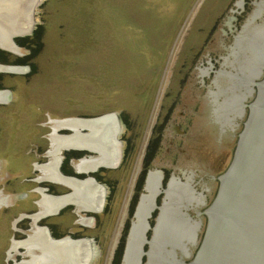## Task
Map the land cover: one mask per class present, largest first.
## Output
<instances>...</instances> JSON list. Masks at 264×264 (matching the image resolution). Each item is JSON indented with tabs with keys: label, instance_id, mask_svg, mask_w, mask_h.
Instances as JSON below:
<instances>
[{
	"label": "rangeland",
	"instance_id": "1",
	"mask_svg": "<svg viewBox=\"0 0 264 264\" xmlns=\"http://www.w3.org/2000/svg\"><path fill=\"white\" fill-rule=\"evenodd\" d=\"M35 1L34 23L29 32L14 34L16 37L32 35L31 43L22 47L14 39L17 51L9 53L0 49L8 57L1 62V67L8 68L0 69V91L3 96L13 94L10 102L0 103V159L10 160L9 171L0 182L5 183L7 192L21 190L17 197L21 199L24 198L22 193L32 185L18 180L35 178L37 181L41 177L39 181H45L40 171L31 172L32 166L44 162L45 167H49L56 163L50 160V152L63 150L52 144L50 120H88L115 115L119 131L116 135L112 131L110 137L113 135L114 140H119L121 160L118 167L110 166L114 169L96 173L103 179L101 182L106 183L107 191L111 190L106 195L104 209L95 212L93 229L88 231L94 235L96 245L92 264H107L121 243L124 225L128 224L125 247L117 252L121 254L118 264H122L133 222L134 213L132 216L130 213L135 210L137 201L134 200L130 211L131 194L138 176L132 179L136 166L139 171H160L161 179L173 176V179L192 185L203 178H217L220 173L216 166L218 157L227 155L226 165L232 160L248 107H244L237 133L225 140H216L210 135L203 108L209 86L232 45L226 21L237 0ZM8 17L5 22L0 20V27L9 33L7 40L10 42L12 24ZM35 31L42 35L34 37ZM16 57L18 63L13 62ZM263 69V77L254 82L263 81ZM6 70H13V73ZM253 86L255 96L256 85ZM163 119L177 124V129L185 135L171 139L170 133L164 131L168 124ZM67 129L58 127L55 137L63 139L74 135ZM80 131L78 134L89 132L85 128ZM81 151H84L82 157L98 156L88 149ZM71 153L74 152H63L61 169L64 166L75 169L77 161L69 155ZM7 173L11 174L8 179ZM49 181H45L51 186L46 195L74 191L67 184ZM112 192L117 194L111 201ZM3 195L0 264H6V250L13 237L20 241L27 235L32 236L36 233L34 225L40 226L42 222L40 218L38 222L35 218L20 221L18 212L32 217L43 211L39 205H31L30 198L18 200L17 208L13 207L15 200ZM163 197H158V207ZM6 198L7 205L3 202ZM10 203L14 204L9 207ZM121 214L123 224L122 218L119 223ZM149 217L146 220L150 228L144 233L146 242L151 240L157 222L156 218ZM69 218L65 214L53 215L44 222L64 228L66 232L67 226L72 224ZM115 234L118 239L114 238ZM109 246L112 252L108 251ZM83 248L84 254H88ZM23 252H14V260H24Z\"/></svg>",
	"mask_w": 264,
	"mask_h": 264
},
{
	"label": "water",
	"instance_id": "2",
	"mask_svg": "<svg viewBox=\"0 0 264 264\" xmlns=\"http://www.w3.org/2000/svg\"><path fill=\"white\" fill-rule=\"evenodd\" d=\"M226 24L232 45L209 86L203 108L206 128L214 139L225 140L237 133L247 106L243 98L247 95L244 102H249L254 92L247 93L248 88L258 86L233 162L216 198L217 178H203L192 185L171 179L162 190L161 172H149L122 264H264V79L254 82L263 77L264 0H237ZM215 115L222 125L214 121ZM163 191L169 197L159 207L163 215L153 228V238L146 242V218Z\"/></svg>",
	"mask_w": 264,
	"mask_h": 264
},
{
	"label": "flooded vegetation",
	"instance_id": "3",
	"mask_svg": "<svg viewBox=\"0 0 264 264\" xmlns=\"http://www.w3.org/2000/svg\"><path fill=\"white\" fill-rule=\"evenodd\" d=\"M233 19H234V17L231 18V21ZM33 23H34V21H33ZM8 36H9V34H8ZM26 37H28V36H26ZM4 38L7 39L6 37H4ZM20 38H25V36L14 37L13 41H14V39L17 40ZM7 41L9 44L10 43L12 44L11 49L2 47L1 45H0V47H2L4 49L12 50V52L18 50L17 46L15 45V41H14V44L12 43L11 39H10V42H9V39ZM6 57H7V55L4 54L0 50V63L3 62L4 59L6 60ZM18 60L19 59L16 57V58H14L13 62L18 63ZM263 63H264V61H263ZM25 65H27V64H25ZM263 67H264V64H263ZM0 69H2V68L0 67ZM260 72H262V70H260ZM254 87L255 86H253L252 88H248L247 93H250L253 95ZM257 92H258V86H256L254 98H256ZM246 97H247V95H245V97L243 98L242 103H244V101L246 100ZM254 98H252V100H250L249 103L246 104L248 106V113H247V116L245 117V121L243 122V128H244L245 122L247 121V119L249 117V113H250L249 104L254 102L253 101V100H255ZM7 99H8V94L3 96L2 92H0V102L3 100H7ZM180 114L182 116H184L182 113H180ZM243 115H244V110H243V114L240 115V117H242ZM104 116L108 117L109 119H113V120L115 119L118 123V119L116 118L115 115H103V116H100L97 118H91L88 120H80V119H78V120L70 119V120H61V121L60 120H54V121L50 120V124L52 125V130H53L51 138L54 139V142L52 141V144L54 146H56L57 149L63 148V150L58 149L55 152L51 151L50 152V156H51L50 160L51 161L55 160L56 163H51V165L47 168L45 167L44 162H42L40 164L37 163V165H36L37 170L42 173V178L45 181L51 180L52 182H55V183H62V184H67V185L70 184L74 187H77L76 184H81V183L83 185L85 184L84 186L81 187V192L77 195V197H79L81 199V202H79L80 205L73 203L77 200V197L74 194L72 195V197H69V196L65 197L69 193H64V194L59 193L61 195L50 193L49 194L50 197H48V199L45 198L40 203L42 208L45 207L46 209H48L47 214H45V215H42V213H39L36 215L31 214L33 216L29 217L28 215L25 214V212L23 214L18 213L17 215H21L20 221H22L23 219H29L32 221V219H34V218L35 219L40 218L42 222L40 223V226L38 224H37V226L34 225L36 233L33 234L32 236L28 237V235H27L26 237H28V238L25 237L24 240H20V241L15 240L16 238L13 237L12 242H11V246L7 251V258L8 259H7L6 264H11L12 262H15V264H92V258H93V254L95 253L96 245H95V241H94L95 238L92 237L94 235L90 234L88 229H93L94 222L96 220L95 219L96 218L95 212L101 211L102 208L104 209L105 201L108 200V197L106 195L108 194V191L111 190V189H109L107 191V187L104 185L106 183H102L100 180L102 178L100 177V175L98 176L96 173H101V172H99V170H102V169H107V170L108 169H114V167H110V166H115V167L117 166L118 167L120 160H121L120 148L117 151L118 156L116 157V159H113V155H112L113 153L111 150V149H113V146H114L113 145L114 137H112V136L110 137L111 134L108 132V126L114 132V130H113L114 122L113 121L111 122L110 120H106V119H104L100 122L99 120L103 119ZM213 117H214V115H213ZM162 121H165L164 123L168 124V127H166L164 129V131H167L170 133L171 139L175 138L176 136L183 137L185 135V132L179 131L177 129L178 128L177 124L174 123V125H173L172 123H169V120L166 122L165 119H163ZM214 121L217 122L219 124V126L222 125V120L219 116L215 115ZM104 124L107 125L106 131H100L98 133V125H104ZM58 127H67L68 128L67 131H70V132L72 131L74 133V135L62 137L63 139L55 137L58 135V131H57ZM80 128L81 129L82 128L88 129L89 132L85 133V134H82V133L78 134L79 132H81ZM236 128H231V129L233 131H235ZM242 131H243V129L238 134V139L236 142L235 150L233 152L232 160H230V162L226 165L225 161L227 159V155H222L221 157H218V159H216L217 170H218V173L219 172L220 173L217 176L218 189H217L215 198L220 191L221 179L227 173V171L229 170V168L233 162L235 152H236V147H237V144H238V141H239V138H240ZM103 134L105 135V138H106L105 143L102 142L103 141ZM115 139H116V137H115ZM116 141L119 142V140H116ZM167 145L170 147L171 141L168 142ZM71 148L76 149V150H72ZM82 149H88L91 151V153L94 152V155L97 154L98 156L97 157H86V156L82 157L81 153L84 152V151H81ZM60 150H61V156H60V154H58ZM66 150H70V151L74 152V153H71L69 155H73L72 156L73 159L77 161L75 169H74V166H71V168H67V169H65V166H64V168L61 169L62 161L64 160L63 152ZM136 170H137V166H136L134 173L132 174V179L134 177H136V175H138V176L135 180V184L133 187V190H135V191L133 192V194H131L132 195L131 196L132 203L129 206L130 211H131L134 200L135 201L137 200L136 205L134 206L135 210L132 209L133 212L130 213L131 216L134 213L133 219H134V216H135L138 204H139L138 202L143 197V194L146 193L145 184H146V180H147V177L149 175V172H156L157 174L160 175L158 170L157 171H149V172L147 170V172H145V170L143 171L141 169L139 171V169H138L137 170L138 174L137 173L135 174ZM91 171H93V172H91ZM89 175H91V176H89ZM2 178L3 177L0 175V181ZM8 178H10V177H7L6 179H8ZM173 178H174L173 176L171 178H167L166 176H162V179L160 182V188L161 189L162 188L167 189L169 181ZM34 179L35 178H22L21 180H18V182L20 181L21 183L31 184L30 182L34 181ZM39 180H41V177L39 178ZM45 181H39V182L41 183L40 185H41L43 191L46 193L47 189L50 188L51 186L48 182H45ZM176 182H178V181L176 180ZM178 183H181V182H178ZM187 184H189V183H187ZM187 184H184V185H187ZM4 185H5V183L1 184V182H0V186H2V187H0V206L2 204L1 196L2 197L4 196L3 195L4 194L3 189H5ZM177 186H180V184H178ZM130 189H131V187L129 188L128 192L130 191ZM141 190H142V192H141ZM93 194L96 197H100L102 199L100 201V203L97 202V198H95L93 196ZM116 194L117 193L112 192L110 194L111 198L109 197V199L112 201L114 195H116ZM129 195H130V192H129ZM129 195L127 193V196H129ZM160 195L164 196L162 199L163 202L165 199L167 200L169 197L168 196L166 198L165 197L166 194L163 191L159 195H157V197L154 200V204L156 206L150 211V217L152 218V220H154L156 218L157 224H158V220H161V215H163L162 212L159 210V207H158V205H159L158 204V197ZM58 197H61L62 199L58 198ZM215 198H214V200H215ZM67 201H72V202L65 203ZM82 201H86V203L88 205L90 204V206H81ZM126 202H127V199L124 202L122 210L125 209V203ZM55 210H57V211L55 212ZM50 212H53V213H50ZM80 212H83V213L80 214ZM64 214L67 216V218H69L70 215L74 216L73 219H72V217L69 218V221H72V224L70 226H67L66 232H65L64 228H59L55 225H49V224H46L44 222L47 218H50V216H53V215L64 216ZM122 214H121V217L119 215V218H120L119 223H121ZM38 219H37V222H38ZM146 219H148V218H146ZM209 220L210 219L208 218L207 224H206L207 228H208ZM118 221H119V219H118ZM128 221H129V218H128ZM122 224H123V218H122ZM122 224H121V227H122ZM14 227H15V225H14ZM121 227H120L119 231L121 230ZM124 227H125V230L123 231V234H122L121 243L118 244L116 251L113 254L111 262L107 261V264H118V260H119L121 254H118L117 252L119 251V253H120L121 247L122 248L125 247V241H126L127 233L129 231L128 230L129 229L128 224L126 226L124 225ZM149 228H150V226H149ZM155 228H154V230H155ZM113 231H114V229H113ZM14 232H16V231L14 230ZM116 236H117V234H115L114 238H116ZM152 236H153V232H152L151 237ZM124 237H125V240H124ZM117 239H118V236H117ZM123 241H124V244L122 243ZM149 241H151V240H149ZM116 242H117V240H116ZM116 242H115V244H116ZM109 245L111 246V243H109ZM147 245L152 246L150 244H147ZM110 246L108 247V251L110 250ZM83 247H85V249H87L88 254H84V248ZM89 249H91V257H90V250ZM184 249H186V246H184ZM21 251H24L23 253H24V255H26L25 259L20 260V261L14 260L13 255L16 252L19 253ZM110 252H112V250H110ZM64 255H65V257L63 258ZM140 264H142V261Z\"/></svg>",
	"mask_w": 264,
	"mask_h": 264
},
{
	"label": "bare ground",
	"instance_id": "4",
	"mask_svg": "<svg viewBox=\"0 0 264 264\" xmlns=\"http://www.w3.org/2000/svg\"><path fill=\"white\" fill-rule=\"evenodd\" d=\"M35 0H0V20L1 22H5V18L8 17V19H10L11 21V26L9 28V31L12 34H16V33H24V32H29V27L32 26L33 24V15H32V8L35 7ZM28 6V7H27ZM25 12V13H24ZM3 19V20H2ZM1 26V23H0ZM4 28L0 27V45L2 47L5 48H10L12 47V44L8 43L7 39H5L4 37L7 38L8 34L6 32V30H3ZM4 31V32H3ZM6 32V33H5ZM18 48V47H17ZM110 120L111 122L113 121V130H114V134L116 135V133L119 131V126L117 121L114 119H109L108 117H103V119L99 120L100 122L102 120ZM106 124L104 125H98V133L100 131H106ZM108 132L111 133L112 130L109 128L108 126ZM113 137V135H112ZM114 140V139H113ZM106 138L105 135L103 134V141L105 143ZM114 148L111 149L113 155V159H116V157L118 156L117 151H118V146H119V142L114 140ZM100 203V202H99ZM146 223L148 225L149 228V224L148 221L146 220ZM146 234V233H145ZM65 257V255L63 256V258Z\"/></svg>",
	"mask_w": 264,
	"mask_h": 264
},
{
	"label": "crops",
	"instance_id": "5",
	"mask_svg": "<svg viewBox=\"0 0 264 264\" xmlns=\"http://www.w3.org/2000/svg\"><path fill=\"white\" fill-rule=\"evenodd\" d=\"M0 49H4V48H2V47H0ZM3 51V50H2ZM4 51H10V50H7V49H4ZM9 53H12L11 51L9 52ZM8 58V57H7ZM1 64L2 63H0V67H1ZM1 92V91H0ZM12 93H11V99L13 98L12 97ZM11 99L9 100V102L11 101ZM8 101V100H7ZM1 102H3V101H1ZM0 102V103H1ZM0 125H1V123H0ZM42 163V162H41ZM36 165H37V163H35L33 166H32V168H31V172H36V171H38L37 170V167H36ZM45 165V164H44ZM9 166H10V160H6V159H0V175L1 176H4L5 174H6V172H7V170H8V168H9ZM9 171V170H8ZM9 174V177L11 176V174L10 173H7V175ZM16 176H18V174H16ZM31 183V188L28 190H26L25 191V193H22V195H24V199H27V198H30L31 199V205H39V207L40 208H42V206H41V202L45 199V198H48V197H50V195H46L45 194V192L43 191V189H42V187H41V183L39 182V180H37V181H32V182H30ZM77 185V187H74V186H72V185H70L69 184V186H71L72 187V189L74 190L72 193H70V194H68V195H66L65 197H72V195L74 194L76 197H77V195L81 192V187L82 186H84L82 183L81 184H76ZM19 191H21V190H19ZM18 190H12V192H7V191H5V189H3V192H4V194H7L8 196H10L11 197V200L12 199H14L15 201H14V203H15V205L13 206V207H16L17 208V204H18V200H21V199H23V198H17L20 194H21V192L20 193H18L19 192ZM43 196V198H41ZM5 197V196H4ZM94 197L95 198H97V202H100L102 199L100 198V197H96L95 195H94ZM58 198H61V197H58ZM62 199V198H61ZM37 200H39V201H37ZM41 200V201H40ZM3 202H6L5 204L7 205V202H9V200H8V198H6V200H4ZM12 202V201H11ZM68 202H72V201H67V202H65V203H68ZM79 202H81V199L79 198V197H77V200L75 201V202H73V203H75V204H77V205H80L79 204ZM13 203V204H14ZM64 203V204H65ZM13 204H11L10 203V207L13 205ZM63 205V204H62ZM45 206V205H44ZM81 206H90V204L88 205L87 203H86V201H82V205ZM47 210L48 209H46L45 207L43 208V211L41 212H38V213H43L44 212V214L43 215H45V214H47ZM57 210H55V212H56ZM54 212V211H53ZM53 212H50V213H53ZM18 213H21V211H19ZM38 213H36V214H38ZM6 251H8V250H6ZM5 262H7V259H6V261Z\"/></svg>",
	"mask_w": 264,
	"mask_h": 264
},
{
	"label": "trees",
	"instance_id": "6",
	"mask_svg": "<svg viewBox=\"0 0 264 264\" xmlns=\"http://www.w3.org/2000/svg\"><path fill=\"white\" fill-rule=\"evenodd\" d=\"M38 34H41V32L39 31V32H36L35 31V33H34V37H36ZM42 35V34H41ZM31 37H32V35H31ZM31 37H25V38H20V39H17V40H15V41H17V44L19 45V46H22V47H25V46H27V45H29V43H31V41H32V39L33 38H31Z\"/></svg>",
	"mask_w": 264,
	"mask_h": 264
}]
</instances>
